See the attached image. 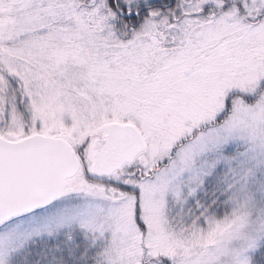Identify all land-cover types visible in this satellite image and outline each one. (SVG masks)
Instances as JSON below:
<instances>
[{"label":"snow or ice","instance_id":"6c2138e0","mask_svg":"<svg viewBox=\"0 0 264 264\" xmlns=\"http://www.w3.org/2000/svg\"><path fill=\"white\" fill-rule=\"evenodd\" d=\"M0 264H264V0H0Z\"/></svg>","mask_w":264,"mask_h":264}]
</instances>
